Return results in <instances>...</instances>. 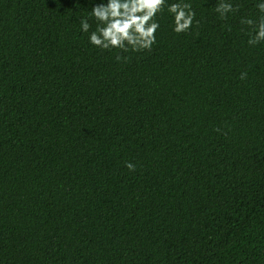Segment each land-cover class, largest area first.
<instances>
[{"label":"trees","instance_id":"trees-1","mask_svg":"<svg viewBox=\"0 0 264 264\" xmlns=\"http://www.w3.org/2000/svg\"><path fill=\"white\" fill-rule=\"evenodd\" d=\"M107 2L0 0V264H264L260 0L141 53L89 43Z\"/></svg>","mask_w":264,"mask_h":264},{"label":"clouds","instance_id":"clouds-1","mask_svg":"<svg viewBox=\"0 0 264 264\" xmlns=\"http://www.w3.org/2000/svg\"><path fill=\"white\" fill-rule=\"evenodd\" d=\"M258 18L242 17L240 23L246 25L248 45L251 47L264 43V0L255 5ZM167 11L173 20V32L177 35L186 34L193 30L196 11L190 0H108L107 4H99L92 8L88 17L82 18L80 28L83 33L89 34V43L101 50L141 53L152 50L157 43L156 34L160 29L158 16ZM221 20H227L229 14L240 11V5L233 4L232 0H218L213 8ZM96 22L94 31H90ZM229 30H231L229 28ZM117 61H127L128 57L118 54ZM247 72L241 73L240 79H247ZM219 131V129H217ZM129 171L134 172L135 165L126 163Z\"/></svg>","mask_w":264,"mask_h":264}]
</instances>
